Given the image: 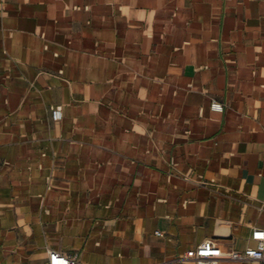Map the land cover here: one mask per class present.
Returning <instances> with one entry per match:
<instances>
[{"label": "crops", "instance_id": "0c3cea01", "mask_svg": "<svg viewBox=\"0 0 264 264\" xmlns=\"http://www.w3.org/2000/svg\"><path fill=\"white\" fill-rule=\"evenodd\" d=\"M255 228L264 0H0V264H193Z\"/></svg>", "mask_w": 264, "mask_h": 264}, {"label": "built area", "instance_id": "2783aa9c", "mask_svg": "<svg viewBox=\"0 0 264 264\" xmlns=\"http://www.w3.org/2000/svg\"><path fill=\"white\" fill-rule=\"evenodd\" d=\"M223 103L213 99L210 102V109L213 111H222ZM51 117L53 120H59L62 112L59 106L52 107ZM157 235H161L160 231H156ZM251 238L254 246L247 247L241 251L231 250L227 253L221 251L220 246L214 240H204L195 248L188 249L184 252L183 258L191 260L193 264H212L220 257L241 261L251 259L264 264V228H255L252 230ZM48 264H76L77 257L71 254H65L54 249H48Z\"/></svg>", "mask_w": 264, "mask_h": 264}]
</instances>
